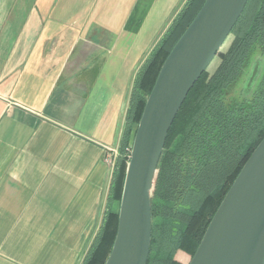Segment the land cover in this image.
<instances>
[{"label":"crops","instance_id":"0c3cea01","mask_svg":"<svg viewBox=\"0 0 264 264\" xmlns=\"http://www.w3.org/2000/svg\"><path fill=\"white\" fill-rule=\"evenodd\" d=\"M186 1L0 0V264L84 263L136 74Z\"/></svg>","mask_w":264,"mask_h":264},{"label":"trees","instance_id":"16d2710c","mask_svg":"<svg viewBox=\"0 0 264 264\" xmlns=\"http://www.w3.org/2000/svg\"><path fill=\"white\" fill-rule=\"evenodd\" d=\"M205 0H187L139 68L130 94L108 206L83 264H105L118 231L120 202L134 136L147 98L172 48ZM220 62L197 80L167 136L152 189V242L147 264H185L249 156L264 137V74L249 97L235 84L264 51V0H248ZM217 55V56H218ZM192 258V257H191Z\"/></svg>","mask_w":264,"mask_h":264},{"label":"water","instance_id":"95a60500","mask_svg":"<svg viewBox=\"0 0 264 264\" xmlns=\"http://www.w3.org/2000/svg\"><path fill=\"white\" fill-rule=\"evenodd\" d=\"M247 2L205 0L164 61L134 136L118 231L105 264H147L151 195L169 130ZM189 264H264V137L223 198Z\"/></svg>","mask_w":264,"mask_h":264},{"label":"rangeland","instance_id":"374dc122","mask_svg":"<svg viewBox=\"0 0 264 264\" xmlns=\"http://www.w3.org/2000/svg\"><path fill=\"white\" fill-rule=\"evenodd\" d=\"M231 41H232V35L228 38V40L224 44L222 51H226V49L231 44ZM255 58L256 59L253 60L254 66L251 69V74L253 73L252 75L253 78L252 79L250 78L251 74L246 75L240 78L239 81L235 84L234 93L238 94L239 98L251 96L254 91V87L258 85L260 79L262 78L264 74V51L259 52ZM219 62H220V57L218 55L213 59V61L209 65V68H208L209 71L213 72L215 68L217 67V65L219 64ZM254 70H256L255 73H254ZM191 257L192 256L189 253L183 250H179L176 253V258L185 264H189Z\"/></svg>","mask_w":264,"mask_h":264}]
</instances>
